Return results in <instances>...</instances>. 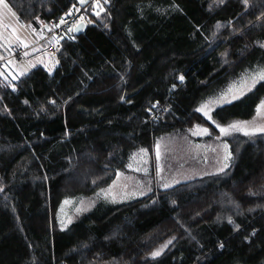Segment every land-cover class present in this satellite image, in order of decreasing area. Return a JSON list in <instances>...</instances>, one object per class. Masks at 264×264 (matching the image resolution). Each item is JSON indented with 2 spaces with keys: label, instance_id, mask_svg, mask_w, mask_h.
I'll use <instances>...</instances> for the list:
<instances>
[{
  "label": "trees",
  "instance_id": "trees-1",
  "mask_svg": "<svg viewBox=\"0 0 264 264\" xmlns=\"http://www.w3.org/2000/svg\"><path fill=\"white\" fill-rule=\"evenodd\" d=\"M4 2L23 24L46 26L78 0ZM104 6L97 26L62 40L52 68L12 79L0 64V264H264V134L231 138L220 175L59 227L65 197L109 186L136 150L153 157L161 135L205 123L199 101L264 62V0ZM263 96L264 81L213 114L250 119ZM158 101L168 114L153 121Z\"/></svg>",
  "mask_w": 264,
  "mask_h": 264
},
{
  "label": "rangeland",
  "instance_id": "rangeland-1",
  "mask_svg": "<svg viewBox=\"0 0 264 264\" xmlns=\"http://www.w3.org/2000/svg\"><path fill=\"white\" fill-rule=\"evenodd\" d=\"M4 5H6L5 2ZM6 14L4 9H0V39L4 45H7L4 47L0 44V48L3 46L8 51L7 47L16 40L13 37L12 25L3 20V17L6 18ZM68 33L70 32L61 35V42L65 37H69ZM40 34L42 35L41 31ZM40 34L32 31L31 36L38 40L41 37ZM42 38L43 43L47 46L48 43L44 40L43 35ZM23 50L26 52L25 49ZM52 60L46 52H41V54L32 57L27 56V53H25L23 60H9L7 62L9 64L6 66L9 70L8 76L13 79L21 73L29 72L38 65L52 68V65L56 64V61ZM262 74H264V62L248 68L222 88L218 87L220 84L215 85L214 90L207 93L196 106V110L200 111L206 119L205 123L200 124L202 122H197L193 126L187 125L161 135L157 140L153 157L146 149L136 150L131 156L128 172L118 173L109 186L98 189L91 194L65 197L57 212L59 227L66 230L72 222L91 212L98 205L115 206L132 202L141 199L154 189L170 188L182 182L205 176L210 178L227 170L232 160V152L230 156L228 147L225 148L224 146L227 145L230 149L229 141L231 138L244 136L256 140L264 134V132H252L254 127L264 126V109H259L261 102L264 101V96L259 102L255 114L250 119L237 118L229 122H222L213 112L219 107L242 98L255 89L257 85L264 81L260 78ZM234 96L237 98L233 99ZM205 112L211 116V119L204 115ZM242 122L248 123L244 125ZM234 123L241 124L240 130L230 129L227 135L221 133L220 128L217 127L219 125L227 128ZM205 128L208 129L207 133L202 131ZM245 130L249 131L250 134L245 135ZM226 156L228 157L227 160L225 159ZM225 164H227V167H225ZM221 169L223 170L221 171ZM165 185H169V187H165ZM65 201L69 202L65 203Z\"/></svg>",
  "mask_w": 264,
  "mask_h": 264
},
{
  "label": "built area",
  "instance_id": "built-area-1",
  "mask_svg": "<svg viewBox=\"0 0 264 264\" xmlns=\"http://www.w3.org/2000/svg\"><path fill=\"white\" fill-rule=\"evenodd\" d=\"M95 1V0H92ZM103 0H100V2ZM81 22H85L88 26H95L96 21L93 16L83 10L82 4L80 2L73 5L70 12L66 13L63 19L59 22L53 21L50 25V28L43 26L40 31L44 37V40L47 41L48 45L46 46V54L52 61H56L59 56V53L62 50L61 35L67 34L72 40H76L77 36L73 33V29ZM9 55L6 60H17L21 61L24 58V50L15 45L13 48L9 49ZM0 56V64L4 62ZM163 107L161 104H158L156 108L150 112L151 119H156L162 113Z\"/></svg>",
  "mask_w": 264,
  "mask_h": 264
},
{
  "label": "crops",
  "instance_id": "crops-1",
  "mask_svg": "<svg viewBox=\"0 0 264 264\" xmlns=\"http://www.w3.org/2000/svg\"><path fill=\"white\" fill-rule=\"evenodd\" d=\"M3 5H4V3H3ZM3 5L0 4V9H4L7 13L5 15L6 18L3 17V20L6 21L8 24L12 25L13 37L16 40L15 42H13V44H11L10 46L7 47L8 51L10 48H12V46L18 44V45H21L20 46L21 48L26 50L25 53H27V56H29V57L37 56V55L41 54V52H45L46 44L43 43V38H42V35L40 34V31H39V27L42 24H40V23L39 24L35 23L34 25L23 24L16 16L12 15V13H13L12 10H11V12H9L7 10V9H10L9 7H5V5L4 6ZM32 31L38 32L41 36L40 39L37 40V39L33 38L31 36ZM0 44L3 45L4 47L7 46L6 44L4 45V43L1 41V39H0ZM3 46L0 48V53H1L2 57L5 58L8 54V51H7V49L5 50ZM5 62H8V61H5ZM5 62H4V64H5ZM7 65L8 64H5V66H7ZM228 154L231 156V151L229 149V146H228Z\"/></svg>",
  "mask_w": 264,
  "mask_h": 264
},
{
  "label": "snow or ice",
  "instance_id": "snow-or-ice-1",
  "mask_svg": "<svg viewBox=\"0 0 264 264\" xmlns=\"http://www.w3.org/2000/svg\"><path fill=\"white\" fill-rule=\"evenodd\" d=\"M80 2H81V3H85L86 0H80ZM95 2H96L97 5H99L100 0H95ZM104 2L107 3L108 0H104ZM221 2H223V0H221ZM3 3H4V0H0V4H3ZM5 7H7V5H5ZM8 11L11 12V9H8ZM101 11H103V8H102V7H101ZM12 15L15 16V13H12ZM96 15L99 16L100 13L97 12ZM14 31H15V30H14ZM21 74H23V73H21ZM179 78H180L181 81L183 80V76H181V77H179ZM260 78H261V79H264V74H262ZM5 79H7V78L5 77ZM13 90H15V89H13ZM236 98H237V97H235V96L233 97V99H236ZM25 103H27V101H25ZM259 109H264V101L261 102V104H260V106H259ZM204 115H205V116H208V119H211V116H210L207 112H205ZM242 123H243L244 125H247L248 122H242ZM197 127H199V126H197ZM217 127L220 128V132H221V133H224L225 135H227V134L229 133V130H230V129H232V130H240V128H241V124H240V123H234V124L229 125L227 128H225V127H220L219 125H217ZM202 131H203L204 133H207V132H208V129L205 128V129H202ZM252 132H264V126H261V127H254V128L252 129ZM249 134H250V132L247 131V130H245V135H249ZM224 147L227 148L228 146L225 145ZM142 151H143V150H142ZM157 154L159 155V152H158ZM227 158H228V157L226 156L225 159L227 160ZM225 167H227V164H225ZM222 170H223V169H221V171H222ZM165 187H169V185H165ZM102 191H103V190H102ZM68 202H69V201H65V203H68ZM229 222H231V221H229ZM221 247H223V245H221ZM158 255H160V252H159V251L153 253V256H158Z\"/></svg>",
  "mask_w": 264,
  "mask_h": 264
},
{
  "label": "bare ground",
  "instance_id": "bare-ground-1",
  "mask_svg": "<svg viewBox=\"0 0 264 264\" xmlns=\"http://www.w3.org/2000/svg\"><path fill=\"white\" fill-rule=\"evenodd\" d=\"M78 2H80V0H78ZM77 2V3H78ZM81 3V2H80ZM104 0L103 1H101L100 3H99V6L100 5H104ZM76 4V3H75ZM82 4V3H81ZM87 5H91L92 6V8H91V10L90 11H88V10H86V6ZM97 4H96V2L95 1H92V0H89V2L86 4V5H83L82 4V8H83V10L84 11H86V12H89L90 14H91V12L92 11H94L95 10V6H96ZM92 15V14H91ZM93 16V15H92ZM95 17L96 16H93V18H94V20L96 21V19H95ZM86 24V23H85ZM87 26V25H86ZM95 26H97V22H96V25ZM89 27V26H88ZM158 104H161L162 105V107H163V111H162V113H160V115L158 116V117H156V119L154 120V119H151V116H150V112L151 111H153L155 108H156V106L158 105ZM169 107V105H167V103L166 102H163V101H158V102H156L155 104H154V106H153V108L149 111V116H150V119L151 120H153V121H156V120H158V119H162L165 115H167L168 114V108Z\"/></svg>",
  "mask_w": 264,
  "mask_h": 264
},
{
  "label": "water",
  "instance_id": "water-1",
  "mask_svg": "<svg viewBox=\"0 0 264 264\" xmlns=\"http://www.w3.org/2000/svg\"><path fill=\"white\" fill-rule=\"evenodd\" d=\"M88 2H89V0H86V2L82 3V4L86 5ZM101 7L103 8V11H104L105 10V6L104 5H100V6L96 5L95 6V10L92 11L91 14L93 16H97L96 13L97 12H99V13L101 12ZM46 27L49 28V25H46ZM86 29H87V26H86L85 22H81L74 28V33L78 36V35L83 34L86 31Z\"/></svg>",
  "mask_w": 264,
  "mask_h": 264
}]
</instances>
